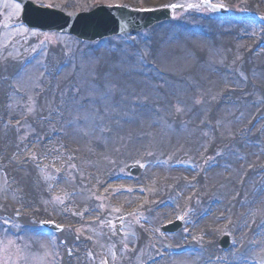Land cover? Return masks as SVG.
<instances>
[{"label": "rangeland", "instance_id": "374dc122", "mask_svg": "<svg viewBox=\"0 0 264 264\" xmlns=\"http://www.w3.org/2000/svg\"><path fill=\"white\" fill-rule=\"evenodd\" d=\"M35 1L40 5L53 6L66 13L90 10L96 8L97 5H121L124 2L129 3V6L134 8L143 9L170 5L184 7L186 8L184 11L173 13L172 20L174 21L168 23L170 28L168 30V39L167 34H163L164 40L161 43H170V41L178 43L180 41L189 47L186 49L180 44V49L178 50L180 52L175 53L174 56L173 54L164 56L161 52L155 55L151 46L154 39L142 35L143 33L152 35L156 31H160L161 27L159 26H154L155 28L152 27L144 31L137 39L133 40L139 45L138 48L131 47V42L128 39H123H130L131 37L125 35V37L121 38V41L116 43L109 40L108 44L103 48V53L100 54L90 51L88 42L82 43L75 38L60 37L57 33H42L29 30L30 32L26 34L25 31H21V39L15 40V35L12 32L3 31L7 37L4 35L0 38V42L6 41L9 44L4 46V51H11L10 55L12 58V68L8 70L10 71L9 74L17 66L18 61L36 48L44 47L46 44L53 48V57L49 60L51 67L45 65L47 61L45 54L43 57L40 56L33 66L28 68L22 66L20 69L23 71L19 72L20 75L16 77L17 79L15 78V91H17V94L14 90L12 91L10 108L11 114H13V122L19 118H23V120L18 129L13 127L7 129V131L13 130L14 138L18 141V145L25 149L27 156H29V148L36 153L35 161L38 167L36 177L46 185L47 196L49 193L52 194L51 198L49 196L48 198L45 197L37 204V209H45L47 211V213L40 215L37 221L53 219L63 225H77L76 233H74V236L72 235L74 238L78 241L80 238L85 239V244H87L89 238L91 236L94 237L95 241L93 240L92 243L88 242V244L95 251V254L98 251L99 255L105 256V259H108L107 256L110 257L114 247L118 246V251L121 253L119 255L124 257L126 264H140L144 259L151 257L157 248H161L165 244H179L184 240L190 239L201 242L200 240L207 239L202 235L205 233L202 232L201 234L192 221L199 212L206 208L205 204L207 201L214 198L222 199V203L218 204V206H221L224 200L233 198V196L235 197L242 192L240 187L243 182L242 174H247L248 170L244 172L241 168L237 172L232 169V164L237 161V156L246 146L242 140L237 141V132H239V129L249 117L251 120L253 119L254 114L258 113L264 116L261 105L264 96L262 91L257 89L258 83L260 81L264 82V76L257 71L256 67L252 68L253 72H244L245 76H243L241 67V75H235L233 67L236 62L232 61L234 56L229 57L223 52L212 51L211 49L208 50L209 53L205 54V61L202 62V67L200 65L197 69L198 72L195 79L185 72L184 68L198 67V57L195 56L196 48L209 46L211 42L193 38L186 33L178 35L177 32L180 29L175 27V24L183 21L190 24L207 25L206 15L211 12L208 9L201 8L203 4L200 0ZM210 1L217 5H223V7L228 9L234 7L239 11L253 9L251 7L242 8V2L236 4V0ZM244 1L248 3L257 2L259 9L264 10V0ZM4 3H6L3 4L5 8L9 2L4 1ZM194 6H200V8ZM9 9L12 10L13 7H9ZM18 16L19 14L8 15L3 11L2 22L5 24L12 18L17 20ZM252 31H254L253 25ZM53 45L56 46V49H54ZM241 46H243V43L236 51L237 58H241ZM63 61H65V64L60 66ZM151 61L157 62L161 69L167 72L168 77L164 81L159 79V75L153 67L149 68L144 65V62ZM178 64H181V67H177L176 65ZM57 65L60 67H57ZM228 68L229 70H227ZM139 70L140 78H143L148 83L151 90L147 86L139 90L135 86V83L139 82L136 78L135 80H124V74L127 71H132L135 75H138ZM174 70L175 72H173ZM205 71L208 74L214 73L222 76L223 81L217 83L211 89L208 88L207 85H204L203 72ZM0 77L2 78L1 75ZM53 80H55V85H64L66 89L57 88L56 97L49 111L50 119L53 118L50 124L51 127H58L64 133V136L61 137L62 140L58 143L64 150H60V155L57 154L56 157H53L54 160L49 162L52 169L50 172L46 168L48 159L41 154V148L36 146L35 144L37 143L30 138L33 133V123L31 121L35 118L41 120L40 117L43 113L39 109L40 106L36 104V99L45 87L53 83ZM250 83L253 88H256L252 99L240 98L239 101L234 103L218 105L220 103V93L229 89L237 97L240 95L244 96L243 92L246 91ZM72 87H76V90L72 91ZM251 94L250 91H247L245 96H250ZM6 102L7 100L5 104L3 103V107L7 106ZM243 104H246V107L242 106ZM145 107H147L148 111L141 109ZM201 109L204 110L202 117L198 116V110ZM243 110L244 116L240 120L231 121L229 119L232 114L237 115ZM213 112L216 114L213 115ZM219 113L220 115L218 116ZM140 121L144 122H141V124L139 123ZM260 123L259 126L261 127ZM52 128L48 129L49 133ZM256 130L258 131V128H253L248 134L255 133L257 132ZM130 131H135L134 133H138L140 136H136ZM48 132L44 131L43 134L45 135ZM135 137H140L141 140H138V142L142 144L133 153L129 146L132 145L131 142ZM230 138H234V140L228 142L227 140ZM219 139H222L220 143L225 145L213 152L212 148L218 143ZM246 140L249 143L258 142L256 145H250L258 148L257 145L264 141V137L260 140H256L255 137ZM238 142L241 144H238ZM189 144L196 145L192 147L188 146ZM123 148L128 150V153H133L134 157L122 162L119 155L121 154L120 150H123ZM146 150L149 151V154L144 152ZM3 152V146L1 145L0 154ZM144 155L150 156L151 161L149 164L142 163L144 162ZM222 155L223 157L220 158ZM203 156L206 157L205 165L211 163L209 159H213L216 162V168L208 171V176L220 170V175L221 173L225 174L227 171L225 177L229 181L231 180L229 178L235 176L233 180L235 187H232L230 194L221 192L223 187L220 186L225 185V177L221 178L222 182L217 184L219 187L214 190L207 189L206 185L204 186L203 184L202 188H200L197 182L196 185L191 183L192 185L189 188H174L172 180L178 178L182 171L170 170L171 162L179 159L186 160L188 162L187 168L192 170L190 175L193 177L195 165L198 161L200 162ZM228 156L229 159H226ZM139 157L142 158H140L141 162L138 163L144 167L145 172H143L142 176L135 179L136 182L130 181V184L140 185V188L147 193L143 215L146 217L150 215L148 208L152 204L160 202L163 199H159L162 195H167L168 197L176 196L181 203H179L180 208H187L188 210L176 215L171 209V217L164 220H155V216L146 220L139 216L137 219L144 221V223L137 224L141 227L137 228L138 226H135L136 229L133 228L134 231H131L130 227L134 226L133 222V225H127L124 221H117L120 217V210L117 207L119 202L114 199V195H109L104 199L90 195L85 198L83 197V189L84 187L88 188L90 183L96 179L102 184L111 176L130 175L128 167L132 165L131 163L137 162ZM91 159L94 160L93 163H91ZM120 162L122 164H116ZM92 170L94 171L93 177H91L93 174ZM55 172H58L57 176H53ZM89 172L90 174L88 175ZM150 176L153 178L148 179L147 177ZM154 184L157 189H153ZM2 187L0 188V210L5 207L11 217L20 219L19 212L14 213L8 203L11 200V197L6 193L8 187L6 188L5 185ZM89 192L91 194V189ZM100 192L101 187L99 186L98 193ZM202 193L205 196V201L199 207L192 208L193 195L198 196ZM69 196L74 198H69ZM237 198L238 196H236ZM139 199H143V197L140 196ZM195 200L198 201V199ZM136 201L133 200L125 208L131 209L135 206ZM69 208L73 209V211H70ZM223 208H225V205ZM252 208L249 211L251 215L253 214ZM49 210H52L53 213L49 212ZM242 211L236 212L240 214ZM64 212L71 215L74 214V216L69 217L68 215L67 217L66 214L62 218L61 215ZM228 213L231 215L229 210L227 212H225V209L221 211L222 216L225 218ZM249 214L247 220L238 226V231H241L249 220H253L254 222L251 225L252 232L248 237L258 240L257 236L259 233H264V228L258 234H255L254 227L264 215V210L262 216L258 215L253 217V219ZM28 216L23 217L21 222L27 223L36 219L35 216ZM99 216H103V221L95 232L90 227L80 225L82 223V220L79 219L80 217L86 220ZM175 218H181L186 221L179 240H175L172 236L164 235L165 233L161 231L164 223ZM211 218L209 219L211 220ZM10 221L12 220L10 219ZM204 221L206 219L201 223H204ZM217 224L219 226L217 229L213 225L211 227V229H215L212 230L215 231V237L216 235L221 236L225 231L229 230L227 226L222 227L223 221ZM147 226L152 229L147 232L146 236V242L149 245L145 244L142 246L138 236L139 232ZM103 230L109 231L108 241H105L104 244L99 242L101 238L98 237ZM122 248H127L130 252L126 254L124 253L125 251H122ZM192 258L194 257L187 255L185 257H173L169 263L187 264V261ZM200 259L201 257L197 261ZM93 260L95 264H101L100 261L94 258ZM261 261L264 262V257H261ZM0 264H53L49 239L35 234H26V236L15 238L9 235L5 236L0 232Z\"/></svg>", "mask_w": 264, "mask_h": 264}, {"label": "bare ground", "instance_id": "6f19581e", "mask_svg": "<svg viewBox=\"0 0 264 264\" xmlns=\"http://www.w3.org/2000/svg\"><path fill=\"white\" fill-rule=\"evenodd\" d=\"M213 25H210V27L213 28V30L215 32H219L220 28L218 26H214L216 25V23H212ZM242 26L240 27H236L234 28V31H232L233 33H229V34H224L221 33L218 36H215L214 33L211 34V36H206L208 38H200L197 36L192 35V37L197 38V39H204L207 40L211 43H209V46H205V47H195L196 48V52H195V56L198 57L197 60L199 61L198 67L194 68V67H188V68H184L185 72L188 75H191L193 77V79H195L196 74H197V69L199 68V66L202 64L203 61H205V54L209 53V49H211L212 51H219V52H223L226 54V56L228 55L229 57H232L234 55H236V52L234 53V46H236L239 37L236 36L235 34H238L239 29H241ZM170 28L165 27V28H161L160 31H156L154 33V41L152 40V44L151 46L153 47V52L155 55H157L159 52H161L164 56H169L171 54L178 53L180 51H178L180 49V44L184 47V48H189L186 44L182 43V42H174V41H170V43H161L164 40V35L167 34V39H168V30ZM164 34V35H163ZM215 36V37H214ZM183 40V39H182ZM184 41V40H183ZM199 48V49H198ZM164 50V51H163ZM103 48L95 51L98 54L103 53ZM246 58L245 63L242 62V66H243V71L244 72H253L252 68L256 67L257 71L261 72V74L264 76V52H260L259 54H257V56H251L246 55L244 56ZM7 65L8 64H3L2 62H0V72H5L7 71ZM239 65H241V63H239ZM177 67H181V64L176 65ZM202 67V65H201ZM175 72V70L173 71ZM210 74V75H209ZM207 71L203 72L204 78H205V82L204 85L208 86V88H212L213 86L217 85V83H221L223 80V78L219 75H215L214 73H209ZM6 75V74H5ZM4 76V75H3ZM135 78L139 81L138 83H135V86L137 88H139V90H142L144 88V86H147L149 90L150 86L148 85V83L146 81L143 80V78H140V73L138 72V75H135L132 71H127V73L124 74V80H135ZM256 78V76H255ZM153 79V78H152ZM229 79V78H228ZM259 79V78H258ZM147 80V79H146ZM155 80V78H154ZM148 82H150L149 80H147ZM156 81V80H155ZM147 83V85H146ZM204 86V87H205ZM257 89L261 90L264 96V82L260 81L257 85ZM255 90L256 88H253L251 83L247 86L246 91L242 92L244 93V96L242 95L243 98H253V95L255 94ZM247 91H250L252 94L250 96H245V94L247 93ZM241 92V93H242ZM239 95V93H237ZM229 96L231 95V92H229L228 94ZM245 103H247V101H245ZM262 110L264 112V99L262 100ZM242 106L246 107V104H243ZM142 110H146V109H142ZM204 110H198V116L202 117L204 114ZM221 113V112H220ZM220 113L218 114V116L220 115ZM216 113L213 112V115H215ZM217 116V117H218ZM242 116H244V110L242 112H240L237 115H231V117H229V119L231 121H238L242 118ZM214 117V118H217ZM226 117V116H225ZM144 122V121H140L139 123ZM47 123H42V122H38L37 123V133L36 135H38L39 133L43 132L42 129L44 127H46ZM142 124V123H141ZM146 125V124H145ZM129 131V130H128ZM132 132V134H136V136H140L138 133H134L135 131H130ZM260 136V135H259ZM239 136H237V141L239 140ZM236 139V138H235ZM57 140H60L57 139ZM138 140H141L140 137H135L133 139V141L131 142L132 145L129 146V149L133 150V153L137 151V149L140 147V145L142 144L141 142H138ZM231 140H234V138H230L227 141L230 142ZM222 141V139L218 140V143H216L215 147H221L224 146V143H220ZM243 141V140H242ZM50 147L52 144L51 142L47 143ZM238 144H241L240 142H238ZM247 148H244V152L242 154L241 159H237L236 162H234L232 164V169L233 171H239L244 170V169H249V180L250 181H254L256 176L259 175L260 173V168L258 167L262 162L261 159L263 158L261 155H263V152L257 149V148H253V147H248L247 143L245 142ZM1 145L3 146V148H5V160L3 163H0V185L3 182H9L11 185V190L10 191H6V193L11 197V200L8 202L9 205L12 208V211L14 212H19L21 214L24 215H33V216H40L44 213H47V211H45V209H37V204L44 199L45 197L51 198L52 194L49 193L47 196V190L45 187L44 182H42L40 179H38L36 177V169L34 168L33 164H32V157L27 158L26 155L24 154L22 148L18 145V141H16L4 128H2V130H0V147ZM194 145L196 144H189L188 146H192L194 147ZM50 149V148H49ZM121 154L119 155L120 160L124 161L125 159H128L130 157H134L133 153H128V150H126L125 148H123V150L121 149ZM22 152V154H21ZM128 153V154H127ZM138 154V153H137ZM132 155V156H131ZM94 160L91 159V163H93ZM251 162L250 165H248L247 163ZM231 164V163H230ZM230 169H231V165H230ZM177 171H182L180 173V178L179 180H177V178L175 179V186L178 189H183L184 187L189 186L191 183L188 181V174H190V171L188 170H177ZM221 171V170H220ZM220 171H216L212 174H210V176H208L206 179H200L198 184L199 187L202 188V186L206 185L207 189H212L214 190L217 186V184L222 182L221 178L225 177V174L227 173V171L224 173H221V175L219 174ZM92 175L91 177H93L94 175V171L92 170ZM90 174V172L88 173V175ZM235 176L231 179L230 181L228 180L227 177H225V185L223 184L220 187H223L221 189V192L226 193V194H230L231 193V189L232 187H235L233 184V180H234ZM210 179V180H209ZM177 180V181H176ZM12 183V184H11ZM95 184H100V182H95ZM203 184V185H202ZM101 185V184H100ZM92 186L84 187L83 189V197H86L90 192L89 190L91 189ZM5 189V188H4ZM253 190L250 189L249 194L252 193ZM244 193V192H243ZM204 194H200L197 199L198 201H196V204L199 203H203L205 196H203ZM134 198L136 199L138 196L137 194L133 195ZM128 196L123 197V201L122 203L125 204L126 200H127ZM121 199V197H120ZM243 203V211L247 212L249 210V206L252 205L254 206V214H257L262 208H264V195L259 198V197H253V196H249V195H243L242 198L240 199ZM121 201V200H120ZM236 203V199L234 198H227L226 200H224V203L218 207L219 209H221L224 205L225 208L229 209L231 211V214H233L235 216V212L238 209L237 206H235ZM200 205V204H199ZM49 212L53 213L52 210H49ZM64 215H66L65 213H63V215H61L62 218H64ZM159 218L162 217H170L171 216V211L167 208L161 209L159 210ZM240 218V215H236L234 222H237ZM209 219V218H208ZM158 220V219H156ZM204 220V219H203ZM222 220V216L220 215V211L218 210L216 212V214L214 215L213 218H211L210 221H205L204 223H201V225H199L200 229L198 228L199 232H204L205 234H203L207 239L208 242L206 243V245L208 246V250L210 252H217V248L209 242V239H213L215 237V230L217 229V225H215V229H211L212 225L215 222L221 221ZM231 224V222H229V225ZM231 230H235V226H233L232 224L230 225ZM248 231V229H246L243 233H241L242 235L246 234ZM65 238H66V254L63 256V264H82V253L80 250H78V248L82 247V244H77L74 242V240L72 239L73 237L71 236V234H69L68 232H64ZM140 236L145 237L143 234H141ZM264 239V236H262L261 240ZM141 241V240H140ZM142 242V241H141ZM143 243V242H142ZM261 247L264 248V244L261 245ZM69 251L73 252V255H67V252L69 253ZM63 252V249H62ZM216 254V253H213ZM261 255L264 256V250L260 253ZM84 264V263H83ZM161 264H167V262H163ZM198 264V263H195Z\"/></svg>", "mask_w": 264, "mask_h": 264}, {"label": "snow or ice", "instance_id": "6c2138e0", "mask_svg": "<svg viewBox=\"0 0 264 264\" xmlns=\"http://www.w3.org/2000/svg\"><path fill=\"white\" fill-rule=\"evenodd\" d=\"M206 2H210V0H206ZM169 7H176L175 5H170ZM221 7H223V5H221Z\"/></svg>", "mask_w": 264, "mask_h": 264}, {"label": "water", "instance_id": "95a60500", "mask_svg": "<svg viewBox=\"0 0 264 264\" xmlns=\"http://www.w3.org/2000/svg\"><path fill=\"white\" fill-rule=\"evenodd\" d=\"M121 16H123V15H121Z\"/></svg>", "mask_w": 264, "mask_h": 264}]
</instances>
